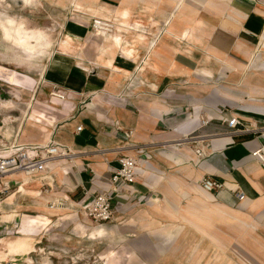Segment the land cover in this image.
Here are the masks:
<instances>
[{
  "label": "crops",
  "instance_id": "0c3cea01",
  "mask_svg": "<svg viewBox=\"0 0 264 264\" xmlns=\"http://www.w3.org/2000/svg\"><path fill=\"white\" fill-rule=\"evenodd\" d=\"M22 1L34 19L0 10V146L74 153L2 178L0 220L15 232L0 242L26 239L1 244L0 264H264L253 155L264 144V0ZM56 16L65 21L52 26ZM95 17L116 29L94 31ZM8 19L34 35L31 49ZM232 114L250 130L229 135ZM190 133L196 144L180 145ZM123 156L136 157V179L118 182L113 218L94 222L84 206L111 192ZM207 174L223 189L205 191Z\"/></svg>",
  "mask_w": 264,
  "mask_h": 264
},
{
  "label": "built area",
  "instance_id": "2783aa9c",
  "mask_svg": "<svg viewBox=\"0 0 264 264\" xmlns=\"http://www.w3.org/2000/svg\"><path fill=\"white\" fill-rule=\"evenodd\" d=\"M92 29L98 27L104 28L98 22L97 18H94L91 23ZM211 119L207 118L203 122L206 125ZM230 128L229 135H240L245 131H249L248 128L240 129L239 126L243 125L242 120L236 116L231 115L225 117L222 120ZM82 126L78 127L81 130ZM126 137L131 136V131H124ZM197 136L194 133H190L183 137V141H180V145L183 143L196 144L195 138ZM74 152L67 146L60 143L49 142L45 145L40 144H17L13 143L10 146L0 149V180L8 173L23 171L30 175H36L45 171L48 168V164L51 160L58 159L60 161H69ZM138 153L140 156L145 155V151L139 148ZM195 153L199 157L206 156V151L203 146L195 148ZM253 155L257 160L264 163V144L253 152ZM137 159L133 156H123L120 159V166L114 171L111 177L112 188L111 192H96L92 198L85 204L84 208L87 215L95 222L109 221L115 214V207L113 205V198L118 193V182L125 181L132 183L135 181L138 174ZM200 184L202 187L210 192L223 189L224 183L219 181L215 176L211 174L205 175ZM6 187V186H5ZM3 192H0V194Z\"/></svg>",
  "mask_w": 264,
  "mask_h": 264
},
{
  "label": "bare ground",
  "instance_id": "6f19581e",
  "mask_svg": "<svg viewBox=\"0 0 264 264\" xmlns=\"http://www.w3.org/2000/svg\"><path fill=\"white\" fill-rule=\"evenodd\" d=\"M73 2V5H76L75 4V0H71ZM97 15L100 16V17H105L102 13H99L97 12ZM98 19V22H100L101 25L105 26L104 28H100L98 27L97 29H93L94 31H101V32H104V33H112L115 29H116V23L113 22V21H110V20H107V19H102V18H99V17H95ZM21 19V18H20ZM23 20V19H22ZM10 25H15V26H18V29L22 32L18 33L17 35H9L10 38L17 44H20V45H23L27 48H32V44L30 43L31 42V38L34 36H31L29 35L28 33V30L26 28H22V21L20 22H17L13 19H8ZM92 23V22H91ZM64 25V24H63ZM121 26V25H120ZM65 28V27H64ZM50 30V29H49ZM43 35V32L40 31L38 33V35H36V37L38 36H42ZM72 36V35H71ZM73 37V36H72ZM60 41V40H59ZM58 42V41H57ZM117 43L120 45L121 42L119 40H117ZM71 45V38L68 36L66 37V39L64 41L61 42L60 44V49L65 51L68 47H70ZM206 121V119H202L201 122H202V125H203V122ZM51 161H60L58 159H54V160H51ZM14 173H26V172H23V171H16V172H12V173H8L7 175H11V174H14ZM27 175H30L28 173H26ZM6 175V176H7ZM4 176V177H6ZM202 186V185H201ZM204 189V188H203ZM205 190V189H204ZM207 191V190H205ZM207 192H210V191H207ZM25 237H22L20 239H17V238H9L8 241H4V242H0V245L1 244H4L5 246H10V247H14L16 246L17 243H21L22 240L24 239ZM26 239V238H25ZM3 247V246H2ZM1 246H0V252H1ZM16 264V263H14Z\"/></svg>",
  "mask_w": 264,
  "mask_h": 264
},
{
  "label": "rangeland",
  "instance_id": "374dc122",
  "mask_svg": "<svg viewBox=\"0 0 264 264\" xmlns=\"http://www.w3.org/2000/svg\"><path fill=\"white\" fill-rule=\"evenodd\" d=\"M57 3L60 4V2H58V1H57ZM26 8L28 9V11H26ZM31 8H34V7L26 5L22 0H5L2 3H0V10L1 11H6V12L13 14V15H19V16L24 15L26 17H30V18L34 19L33 13L29 11ZM31 10H33V9H31ZM70 10H67V11H70ZM68 16L71 17L70 12H69ZM64 19L65 18L63 16L61 18L56 16V18H55L56 22H55V20H51V24H52V26H54V25L59 26L61 22L63 23V21H65ZM0 29H1V27H0ZM29 35L33 36L31 33H29ZM24 68H27V67H24ZM14 72H16V71H14ZM8 146H10V145H8ZM4 147H7V146L1 145L0 149L4 148ZM23 174L27 176V174H25V173H23ZM0 219H7V217H5L4 215H1ZM92 221H94V220H92ZM13 225H14V223L8 224V223H5L3 221L1 222V220H0V237L8 235L12 230H13V232H15V228H13L14 227ZM19 259L22 261V257H20ZM4 260L7 261V258L5 257ZM37 261H39V263L42 264V262H41L42 260L37 259ZM17 262H19V261H17ZM4 264H8V262H5Z\"/></svg>",
  "mask_w": 264,
  "mask_h": 264
}]
</instances>
